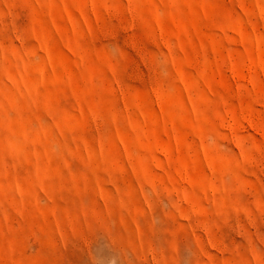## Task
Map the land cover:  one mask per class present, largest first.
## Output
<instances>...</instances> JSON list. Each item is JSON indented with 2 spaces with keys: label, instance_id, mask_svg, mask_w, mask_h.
I'll return each mask as SVG.
<instances>
[{
  "label": "rangeland",
  "instance_id": "374dc122",
  "mask_svg": "<svg viewBox=\"0 0 264 264\" xmlns=\"http://www.w3.org/2000/svg\"><path fill=\"white\" fill-rule=\"evenodd\" d=\"M0 264H264V0H0Z\"/></svg>",
  "mask_w": 264,
  "mask_h": 264
}]
</instances>
